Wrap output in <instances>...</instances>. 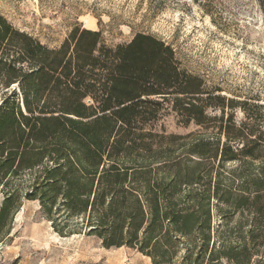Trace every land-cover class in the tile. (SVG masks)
<instances>
[{
    "label": "trees",
    "instance_id": "16d2710c",
    "mask_svg": "<svg viewBox=\"0 0 264 264\" xmlns=\"http://www.w3.org/2000/svg\"><path fill=\"white\" fill-rule=\"evenodd\" d=\"M200 84L180 69L173 48L151 34L138 32L109 47L98 30L76 27L59 47L49 48L0 16V217L18 194L7 184L29 170L27 194L47 215L54 217L57 200H63L65 217L50 218L60 234L77 226L70 217L86 214L88 232L104 247L137 248L152 264H170L180 237L193 240L183 257L193 264L206 255L209 263L223 257L234 264L261 263L263 162L222 193L216 181L217 201L228 203L234 195L233 207L254 215L246 242L217 250L209 225L197 224L200 213L205 222L210 216L212 168L204 167L218 158V145H190L197 159L182 165L149 159L169 156L168 149L136 144L166 100L185 122H203L211 103L196 95ZM242 148L235 149L249 152ZM224 157L222 151L219 160Z\"/></svg>",
    "mask_w": 264,
    "mask_h": 264
},
{
    "label": "rangeland",
    "instance_id": "374dc122",
    "mask_svg": "<svg viewBox=\"0 0 264 264\" xmlns=\"http://www.w3.org/2000/svg\"><path fill=\"white\" fill-rule=\"evenodd\" d=\"M0 16L49 48L59 47L76 27L98 30L101 43L109 47L127 43L138 32L169 44L180 69L201 80L196 95L212 106L197 124L182 120L166 100L158 117L143 126L136 144L168 149L169 156L149 159L182 165L197 159L189 153L190 145H218V158L204 167L212 168L210 216L205 222L200 213L197 227L209 225L217 250L247 240L253 213L234 208V195L228 203L217 201L214 185L219 179L222 193L227 183L233 181L234 187L256 170L255 164L264 163V0H0ZM241 147L249 152L235 149ZM222 151L225 157L219 160ZM32 177L24 170L7 184L18 194L0 217V264H152L137 248L104 247L88 232L86 214L69 218V224L77 225L70 232L55 231L50 218L58 222L65 217L63 200H57L54 217L47 215L39 200L27 194ZM186 192L180 190L178 198L185 199ZM2 199L0 189V205ZM261 212L259 218L264 217V209ZM259 223L264 224V218ZM188 242L193 240L178 239L170 264H193L183 260L192 248ZM259 256V264H264V241ZM202 264L234 263L224 257L209 263L206 255Z\"/></svg>",
    "mask_w": 264,
    "mask_h": 264
},
{
    "label": "bare ground",
    "instance_id": "6f19581e",
    "mask_svg": "<svg viewBox=\"0 0 264 264\" xmlns=\"http://www.w3.org/2000/svg\"><path fill=\"white\" fill-rule=\"evenodd\" d=\"M91 21V20H90Z\"/></svg>",
    "mask_w": 264,
    "mask_h": 264
}]
</instances>
